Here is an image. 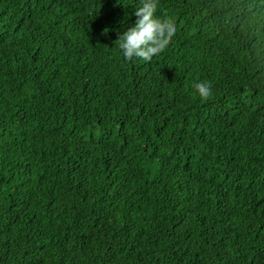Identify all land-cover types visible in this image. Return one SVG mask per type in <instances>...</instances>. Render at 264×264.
Here are the masks:
<instances>
[{"label": "trees", "instance_id": "trees-1", "mask_svg": "<svg viewBox=\"0 0 264 264\" xmlns=\"http://www.w3.org/2000/svg\"><path fill=\"white\" fill-rule=\"evenodd\" d=\"M141 2L0 0V264H264V0Z\"/></svg>", "mask_w": 264, "mask_h": 264}, {"label": "clouds", "instance_id": "clouds-1", "mask_svg": "<svg viewBox=\"0 0 264 264\" xmlns=\"http://www.w3.org/2000/svg\"><path fill=\"white\" fill-rule=\"evenodd\" d=\"M157 7L158 0H142L141 5L135 9V23L119 34L116 39L119 41L118 49L125 59L151 60L169 44L176 28L170 20L156 15ZM194 89L202 99L213 94L212 83L208 80L195 82Z\"/></svg>", "mask_w": 264, "mask_h": 264}]
</instances>
